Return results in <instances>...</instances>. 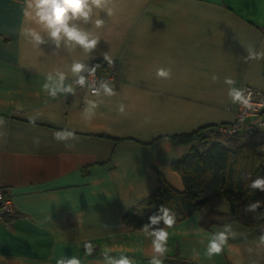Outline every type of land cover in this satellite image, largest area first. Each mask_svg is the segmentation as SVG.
Wrapping results in <instances>:
<instances>
[{
  "label": "crops",
  "instance_id": "1",
  "mask_svg": "<svg viewBox=\"0 0 264 264\" xmlns=\"http://www.w3.org/2000/svg\"><path fill=\"white\" fill-rule=\"evenodd\" d=\"M101 2L89 0L87 21H69L98 38L86 51L66 39L57 45L45 23L24 15L27 0H0V188L13 204L0 221V264L73 256L108 264L121 254L150 264L152 237L127 227L122 215L157 188L159 174L183 190L171 166L197 142L178 144L171 136L230 122L232 89L242 83L264 91V56L257 57L264 52V0ZM94 60L116 63L111 94L75 86ZM74 61L85 65L78 74ZM161 69L168 76H159ZM59 73L61 88L75 91L51 94ZM240 138L256 141L264 154V126ZM218 202L167 228L163 264H264V236L233 220L200 225L209 209L228 211ZM220 232L227 244L209 259L206 238Z\"/></svg>",
  "mask_w": 264,
  "mask_h": 264
},
{
  "label": "trees",
  "instance_id": "2",
  "mask_svg": "<svg viewBox=\"0 0 264 264\" xmlns=\"http://www.w3.org/2000/svg\"><path fill=\"white\" fill-rule=\"evenodd\" d=\"M106 65L102 60H94L90 66L102 73ZM216 127L202 126L171 136L178 144L197 142L185 157L171 166L180 175L183 190L173 188L159 174L157 188L135 208L122 215L127 227L133 230L145 229V225L147 229L167 228L163 219L157 224H152L149 219L151 216H163L165 209L169 215L176 216L173 227L193 213L202 211L214 199L223 198L228 204V211H206L200 219L203 228L233 220L264 236V191L252 187L253 181L264 177V154L257 151L256 141H241L240 137L227 138V144L218 140L208 144L213 137L208 138L207 133ZM214 137L220 138L219 135ZM198 145L206 146L199 150ZM257 201L260 202L257 208L249 210L248 206Z\"/></svg>",
  "mask_w": 264,
  "mask_h": 264
},
{
  "label": "clouds",
  "instance_id": "3",
  "mask_svg": "<svg viewBox=\"0 0 264 264\" xmlns=\"http://www.w3.org/2000/svg\"><path fill=\"white\" fill-rule=\"evenodd\" d=\"M93 4L97 7H102L101 0H91ZM89 0H27V7L23 9L24 15L30 19L36 20L38 23L43 22L46 24V27L50 29V36L56 40L57 45L61 39H66V42H75L76 44L83 47L84 50L90 51L96 47L98 43V38H89L86 32L79 30L75 26H69V21L77 18H83L87 21L90 11ZM97 25L103 23L101 20H96ZM31 35L34 37L35 41L39 42L42 40L41 36L35 30H29ZM264 56V52L258 53L257 57ZM107 59V57H106ZM85 68V65L79 61H74L71 65L72 74H78L82 69ZM91 73H95V67L89 69ZM158 75L162 77L168 76V73L163 69L158 71ZM49 80H52V77H48ZM65 75L64 73H59L58 80H55L53 83L55 87L51 89V94L55 95L56 89H61L67 92L75 91L73 85L69 84L66 88H61L64 84ZM227 83L231 84L233 81L231 79L226 80ZM77 83L83 85L85 83V77L79 76ZM106 93L111 94L112 89L108 87L107 84L102 85ZM45 89H49V85H44ZM94 94H95V90ZM232 95L237 100L244 99L241 95V92L236 89H232ZM247 103V100L244 101ZM58 136L70 135V133H57ZM253 188H260L264 191V177H258L255 181L252 182ZM260 202L257 201L254 204L248 206L249 210H255ZM152 224H157L160 219L164 220L167 228H171L172 225L176 222L175 214L169 215L168 210H164L163 216H151L149 217ZM147 225H145V232L147 235L152 237V251L150 264H163L166 259L170 248H169V237L170 233L167 228L154 229L152 232L147 233ZM264 240V237L261 238ZM228 236L227 232H220L215 235H208L206 238V248L204 256L211 259L214 255H218L224 249V246L227 244ZM85 248L88 253H91L92 246L89 242L85 245ZM110 249H105V254ZM155 253V254H152ZM199 255V253H195ZM56 264H81L79 258L73 256L71 259H65L63 257L57 259ZM108 264H133V262L126 256L121 254L119 259L109 258Z\"/></svg>",
  "mask_w": 264,
  "mask_h": 264
},
{
  "label": "built area",
  "instance_id": "4",
  "mask_svg": "<svg viewBox=\"0 0 264 264\" xmlns=\"http://www.w3.org/2000/svg\"><path fill=\"white\" fill-rule=\"evenodd\" d=\"M114 61L107 63L106 69L102 73L95 70V73H88L84 76L85 83L80 85L74 80L75 86L86 88L89 93L95 94L104 90L102 85L115 81ZM239 91L244 99L237 100L235 104L227 106V109L233 112V119L225 124L217 125V127L207 133V137L211 138L216 135L226 138L246 137L254 135L259 126H264V118L254 122V118L260 115L264 109V91L249 85H240ZM247 100V103L244 101ZM13 213V204L9 197L4 194L0 188V221Z\"/></svg>",
  "mask_w": 264,
  "mask_h": 264
},
{
  "label": "rangeland",
  "instance_id": "5",
  "mask_svg": "<svg viewBox=\"0 0 264 264\" xmlns=\"http://www.w3.org/2000/svg\"><path fill=\"white\" fill-rule=\"evenodd\" d=\"M116 64V63H115ZM114 71L116 72V66H115V68H114ZM115 80H116V74H115ZM115 82V81H114ZM113 83V82H112ZM112 83H110V84H112ZM110 84H109V86H110ZM247 85V84H245V83H242V85ZM250 86V85H249ZM240 87V86H239ZM252 87V86H251ZM255 88V87H254ZM239 90V89H238ZM260 90V89H259ZM263 91V90H262ZM237 101V100H236ZM236 103V102H235ZM234 103V104H235ZM229 106V105H228ZM262 117H261V115H258L256 118H254V122H257L259 119H261ZM247 137V136H246ZM250 137V136H249ZM216 140H218V141H221V142H223L224 144H227L226 142H225V140H227V138L225 137H220V138H216V137H213L212 139H210V141L208 142V144H210L211 142H215ZM207 144V145H208ZM206 146V145H205ZM205 146H201V145H198L197 146V148L199 149V150H202V149H204L205 148ZM217 201H219L218 203H220V205H222V203H226V200L225 199H223V198H217ZM221 201V202H220ZM234 223L235 224H238L236 221H234Z\"/></svg>",
  "mask_w": 264,
  "mask_h": 264
},
{
  "label": "water",
  "instance_id": "6",
  "mask_svg": "<svg viewBox=\"0 0 264 264\" xmlns=\"http://www.w3.org/2000/svg\"><path fill=\"white\" fill-rule=\"evenodd\" d=\"M262 112H264V109L262 110Z\"/></svg>",
  "mask_w": 264,
  "mask_h": 264
}]
</instances>
